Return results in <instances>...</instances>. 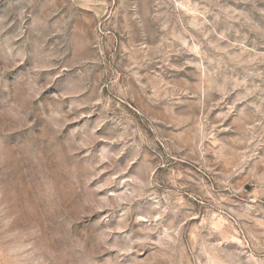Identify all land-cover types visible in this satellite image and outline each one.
<instances>
[{"label":"rangeland","instance_id":"1","mask_svg":"<svg viewBox=\"0 0 264 264\" xmlns=\"http://www.w3.org/2000/svg\"><path fill=\"white\" fill-rule=\"evenodd\" d=\"M0 264H264V0H0Z\"/></svg>","mask_w":264,"mask_h":264}]
</instances>
